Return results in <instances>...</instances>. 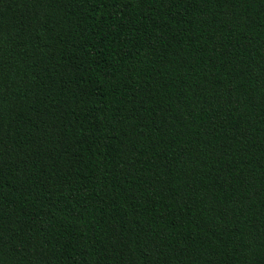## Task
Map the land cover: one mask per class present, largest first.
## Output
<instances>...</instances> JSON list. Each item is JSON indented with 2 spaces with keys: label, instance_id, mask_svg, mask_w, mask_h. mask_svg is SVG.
Masks as SVG:
<instances>
[{
  "label": "trees",
  "instance_id": "1",
  "mask_svg": "<svg viewBox=\"0 0 264 264\" xmlns=\"http://www.w3.org/2000/svg\"><path fill=\"white\" fill-rule=\"evenodd\" d=\"M0 264H264V0H0Z\"/></svg>",
  "mask_w": 264,
  "mask_h": 264
}]
</instances>
